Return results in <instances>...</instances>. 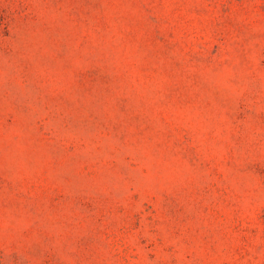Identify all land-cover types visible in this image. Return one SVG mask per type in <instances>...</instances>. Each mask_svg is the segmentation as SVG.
Returning a JSON list of instances; mask_svg holds the SVG:
<instances>
[{
	"label": "rangeland",
	"instance_id": "1",
	"mask_svg": "<svg viewBox=\"0 0 264 264\" xmlns=\"http://www.w3.org/2000/svg\"><path fill=\"white\" fill-rule=\"evenodd\" d=\"M0 264H264V0H0Z\"/></svg>",
	"mask_w": 264,
	"mask_h": 264
}]
</instances>
